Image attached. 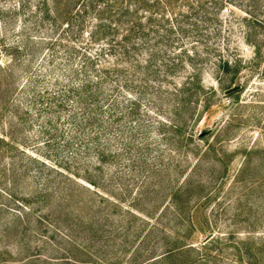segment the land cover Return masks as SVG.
Instances as JSON below:
<instances>
[{
  "label": "trees",
  "instance_id": "trees-1",
  "mask_svg": "<svg viewBox=\"0 0 264 264\" xmlns=\"http://www.w3.org/2000/svg\"><path fill=\"white\" fill-rule=\"evenodd\" d=\"M228 15L264 28V0H0V215H12L0 222L26 259H217L207 249L224 238L200 211L212 193L198 173L217 170L209 137L230 122L189 130L217 91L202 76L209 55L218 74L241 61L218 53ZM39 236L42 252L29 245Z\"/></svg>",
  "mask_w": 264,
  "mask_h": 264
},
{
  "label": "rangeland",
  "instance_id": "rangeland-1",
  "mask_svg": "<svg viewBox=\"0 0 264 264\" xmlns=\"http://www.w3.org/2000/svg\"><path fill=\"white\" fill-rule=\"evenodd\" d=\"M259 17L264 19L262 15ZM227 18L236 28L223 34L218 53L222 57L239 58L241 61L230 72L218 74L215 65L216 58L220 56L209 55L210 59L201 66L202 76L205 83L213 85L217 91L211 93V107L202 121L198 125L191 124L189 130L196 132L217 122H230L220 136L209 137L221 148V162L216 164L217 170L213 173L208 163L198 173L207 181L208 193H212L202 203L200 211L207 213L214 230L224 238L216 248L207 249L208 253L217 257L212 264H264V28L254 21L240 22L231 15ZM227 37L232 47H227ZM253 41H261L257 53L252 46ZM186 72L181 70L179 74L185 75ZM228 85L233 87L226 90ZM238 87H241L239 91L227 94ZM196 142L202 144L201 141ZM189 154L193 155L192 152ZM245 164L251 167L243 172ZM0 216L5 221L12 219L10 213ZM4 223L0 222V261L3 264H48L26 259L27 242L18 241L12 233L3 236ZM139 224L136 223L137 226ZM38 231L42 233L41 228ZM204 231L207 233L208 230ZM131 233L134 234V231ZM202 236L200 233L196 237L202 240ZM29 245L39 252L46 247L41 237Z\"/></svg>",
  "mask_w": 264,
  "mask_h": 264
}]
</instances>
